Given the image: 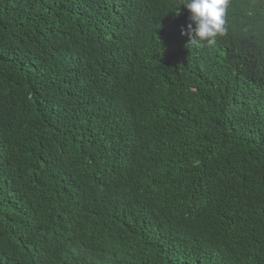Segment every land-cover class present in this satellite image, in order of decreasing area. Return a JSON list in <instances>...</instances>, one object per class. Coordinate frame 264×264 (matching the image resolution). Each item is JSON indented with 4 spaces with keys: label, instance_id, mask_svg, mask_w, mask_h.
<instances>
[{
    "label": "trees",
    "instance_id": "16d2710c",
    "mask_svg": "<svg viewBox=\"0 0 264 264\" xmlns=\"http://www.w3.org/2000/svg\"><path fill=\"white\" fill-rule=\"evenodd\" d=\"M181 3L0 0V264H264V0Z\"/></svg>",
    "mask_w": 264,
    "mask_h": 264
},
{
    "label": "clouds",
    "instance_id": "9594fccd",
    "mask_svg": "<svg viewBox=\"0 0 264 264\" xmlns=\"http://www.w3.org/2000/svg\"><path fill=\"white\" fill-rule=\"evenodd\" d=\"M228 4L229 0H182L180 7L183 6L190 12L189 20L192 23H189L187 31L182 29L181 34L190 37V44L201 41L214 44L215 38L226 31L225 16Z\"/></svg>",
    "mask_w": 264,
    "mask_h": 264
}]
</instances>
